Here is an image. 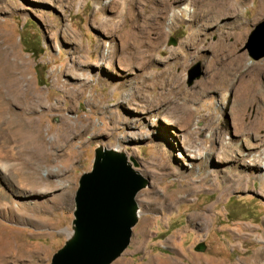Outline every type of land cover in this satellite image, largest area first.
Returning <instances> with one entry per match:
<instances>
[{
    "label": "rangeland",
    "instance_id": "rangeland-1",
    "mask_svg": "<svg viewBox=\"0 0 264 264\" xmlns=\"http://www.w3.org/2000/svg\"><path fill=\"white\" fill-rule=\"evenodd\" d=\"M230 1L237 13L205 21L196 0L163 14L160 0H0V264H50L99 147L147 180L110 264L264 263V125L235 131L237 93L217 80L264 84L247 45L264 0ZM261 96L240 108L248 128ZM230 171L252 177L229 184Z\"/></svg>",
    "mask_w": 264,
    "mask_h": 264
},
{
    "label": "water",
    "instance_id": "water-1",
    "mask_svg": "<svg viewBox=\"0 0 264 264\" xmlns=\"http://www.w3.org/2000/svg\"><path fill=\"white\" fill-rule=\"evenodd\" d=\"M254 40L260 43L251 48ZM247 45L252 59L264 56V20L253 28ZM200 74L197 63L189 71V82ZM146 184L123 153L99 147L91 170L78 181L72 234L50 264H110L129 243L138 216L135 196Z\"/></svg>",
    "mask_w": 264,
    "mask_h": 264
},
{
    "label": "bare ground",
    "instance_id": "bare-ground-1",
    "mask_svg": "<svg viewBox=\"0 0 264 264\" xmlns=\"http://www.w3.org/2000/svg\"><path fill=\"white\" fill-rule=\"evenodd\" d=\"M171 1L174 2V0H160V3H161V13H165L166 11H168L169 9H171ZM179 1V0H178ZM189 2V4H193V2L195 0H187ZM199 4V8L196 12V15H198L202 20L205 19L208 20V17L212 18V19H215L217 18L218 16L220 15H224L225 14H232L234 12L237 13V10H238V7L237 5H235L233 2H231L230 0H196ZM125 2V0H124ZM128 4V3H127ZM188 4V3H187ZM185 4L182 6V9L184 12H189V7L188 5ZM196 9V8H195ZM173 16V15H172ZM235 16V15H233ZM234 18V17H233ZM236 18V17H235ZM190 36V35H189ZM129 59V58H128ZM242 61L241 60H238L236 62H229L227 63L226 65V68L225 69H228V71L230 70H234V71H237V67H240L242 66ZM262 67V66H261ZM216 78V77H215ZM215 80V79H214ZM220 83H229L230 85H232L234 88H235V92L237 93V98H238V102H239V109L236 113V115H234V122L236 124V130L238 133H244L245 130H252V133L255 132L256 130V127H263L264 125V96H261V105L258 106L256 108V114L255 116L256 117H253L252 119H250V122H248V124L251 125L250 128H248L243 121L241 119V113H240V108L241 106L244 104V103H247V100H248V96H250L251 94H259L261 93L262 91H264V84L260 83V81L258 80L257 77H253L250 76L249 74L247 75H242V73H240L238 76L237 75H234V73L232 72H229L227 73V75H222L220 77H218L217 79ZM212 82V81H210ZM214 82V81H213ZM209 83V82H208ZM215 84V83H214ZM212 85V84H211ZM213 86V85H212ZM262 87V91L260 90V88ZM235 93V94H236ZM56 106V105H55ZM30 108V106H29ZM57 108V106H56ZM30 126V125H29ZM41 130V129H39ZM66 130V129H65ZM32 132V131H30ZM64 132V131H63ZM69 132V131H68ZM26 133H28L26 131ZM33 133V132H32ZM80 133V132H79ZM25 134V133H24ZM35 134V133H34ZM65 134H68V133H65ZM43 135V134H42ZM32 136V135H31ZM35 136V135H33ZM38 136V135H37ZM29 137V135H28ZM27 137V139H28ZM66 137V136H65ZM69 137V136H68ZM261 137H264V133ZM26 138V136H25ZM31 138V137H30ZM33 138V137H32ZM31 138V139H32ZM40 138V137H39ZM62 138V137H61ZM64 138V136H63ZM37 139V138H36ZM67 139V138H66ZM26 140V139H25ZM30 140V139H29ZM28 140V141H29ZM33 140V139H32ZM42 139H40L41 141ZM68 140V139H67ZM35 142V141H34ZM46 142V141H45ZM56 142V141H55ZM27 143V141H26ZM35 144V143H34ZM33 144V145H34ZM38 144V143H37ZM42 144V143H41ZM57 144V143H56ZM39 145V144H38ZM29 147V146H28ZM36 147V146H35ZM52 147V146H51ZM44 148H42V146L38 147L37 150H39V154L41 153H45ZM49 149V148H48ZM32 152V151H31ZM48 152V151H47ZM44 155V154H42ZM242 157V156H241ZM201 159V161H203L202 157L200 156L199 157ZM241 160V159H240ZM243 160V159H242ZM259 162V161H258ZM257 160L255 158H253L252 160H249L248 163L249 164H256L258 163ZM252 174H239V173H236L233 174L230 172H228L226 175H225V178L227 180V182L229 184H234V183H237L238 182H241L242 180L243 181H247L248 179H250L252 176ZM264 176V172H262L260 174V177ZM229 187V186H228ZM15 211V210H14ZM69 235L72 234V231H69L68 232ZM1 235H0V242H2V239H1ZM5 243V242H4ZM11 242L10 241H6L5 244H2L0 246V250L3 249V248H6L8 246H10ZM259 259L260 257L257 256L256 257V261L255 262H259ZM254 262V264H255ZM252 264V262H251ZM257 264H264V263H257Z\"/></svg>",
    "mask_w": 264,
    "mask_h": 264
},
{
    "label": "trees",
    "instance_id": "trees-1",
    "mask_svg": "<svg viewBox=\"0 0 264 264\" xmlns=\"http://www.w3.org/2000/svg\"><path fill=\"white\" fill-rule=\"evenodd\" d=\"M32 53L34 54V51L32 50Z\"/></svg>",
    "mask_w": 264,
    "mask_h": 264
}]
</instances>
